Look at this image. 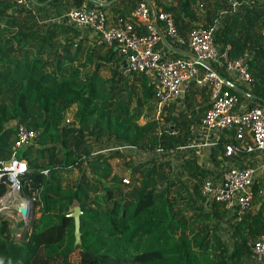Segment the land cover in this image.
<instances>
[{
  "label": "trees",
  "instance_id": "trees-1",
  "mask_svg": "<svg viewBox=\"0 0 264 264\" xmlns=\"http://www.w3.org/2000/svg\"><path fill=\"white\" fill-rule=\"evenodd\" d=\"M38 1L19 6L0 0V157L11 156L20 123L37 129V143L22 148L21 157L29 167L24 192L39 197L34 205L41 212L17 221L0 212V264H264L248 243L264 235V197L256 179L253 208L239 220L202 190L207 179L224 174L218 168L232 157L225 146L237 128L203 156L179 149L210 108L209 89L192 80L185 107L175 101L155 116L157 100L147 76L117 66L124 58L119 50L93 44L85 27L70 20L42 22L36 8L47 6L40 3L57 8L62 0ZM84 1L72 0V6ZM157 2L173 12L180 34L219 20L220 52L227 49L231 59L247 54L253 80L240 87L255 97L249 109L264 106V0ZM119 8L117 22L123 17L146 33ZM215 68L232 81L224 64ZM227 88L238 96L240 112L243 92ZM118 143L148 157L129 159L118 171L112 161L121 151L108 150ZM4 192L0 186V196ZM77 204L80 244L69 216ZM75 253L79 259L72 258Z\"/></svg>",
  "mask_w": 264,
  "mask_h": 264
},
{
  "label": "built area",
  "instance_id": "built-area-1",
  "mask_svg": "<svg viewBox=\"0 0 264 264\" xmlns=\"http://www.w3.org/2000/svg\"><path fill=\"white\" fill-rule=\"evenodd\" d=\"M14 1L19 6L29 3V0ZM104 1L107 0H96L94 6L88 2L74 6L67 13V18L94 32L93 44L117 46L129 69L149 78L155 90L158 117L183 94L190 81L195 80L199 86L209 89L210 108L200 124L191 125V135L179 149L197 151L203 156L211 147H217L223 134L235 126V140H230L225 146L227 156L264 151V106L255 105L237 112L235 109L239 98L229 91L226 77L215 68L217 64H224L226 71L236 81L248 84L253 80L247 54L231 59L227 49L220 52L215 41L218 24L207 27L200 24L193 28L188 37H184L178 30L173 12L163 9L157 0H142L133 14L146 29L145 34H140L134 23L123 17L116 24H109L105 10L100 7ZM165 36L186 47L192 56L163 59L156 46ZM71 120L69 116L68 121ZM246 135L250 136V142L246 141ZM37 141V129L20 123L11 156L8 159L0 157V186L5 187V192L0 196V212L18 220L24 216L19 203L29 210L39 197L24 192V178L29 167L26 160L17 154L21 148ZM113 145L108 150L140 151L134 145ZM44 172L48 175V170ZM255 177L254 168L233 162L221 177L209 178L204 182L203 194L224 202L226 207L237 213L236 220H239L253 208ZM125 182L129 183L128 177ZM14 210L18 215L12 213ZM248 243L256 259L264 262V235Z\"/></svg>",
  "mask_w": 264,
  "mask_h": 264
},
{
  "label": "crops",
  "instance_id": "crops-1",
  "mask_svg": "<svg viewBox=\"0 0 264 264\" xmlns=\"http://www.w3.org/2000/svg\"><path fill=\"white\" fill-rule=\"evenodd\" d=\"M89 1H92L93 3H96V0H85L84 3L89 2ZM119 1L120 0H117V1H115L113 3H110V4L106 5V6L103 5V3L108 2V1L102 2V5L104 7H106L105 12H106V14L108 16L109 24H116L117 23L116 17L120 14V13H118V10L120 9L119 7L124 9L126 11L127 15L134 16L133 14H134L135 8H133V5L136 2H137L136 6H138V4H139V1L132 0L131 2H128L127 4L121 5V4H119ZM150 1H155V0H150ZM160 1H162L163 3H168V4L169 3L171 4L173 2V0H160ZM36 2H39V1L37 0ZM60 2L62 3V5H59L57 8L56 7H52L51 5L45 4L43 2L40 3V6H43V5L47 6V7H42V8H36L37 12L39 13V16L41 17V21L42 22L47 23V22H50V21L52 22V21L57 20V19L69 22V20L67 18V13L73 7L72 6V0H69L68 2L62 0ZM66 8H68V10ZM128 11H131V14H129ZM200 15L202 17V13H200ZM43 16H45L46 18H43ZM134 17L137 18L136 16H134ZM216 24H219V20H218V23H216ZM191 30H184L182 32L183 34H181V35H185V36L188 35L189 36ZM88 32L90 33V35L92 37L95 38L94 32H92L90 29L86 28V33H88ZM176 44L177 43H175L173 40H171L169 38V44L167 42L159 43V44H157L156 48L161 53L163 59H169V58L181 57V56L182 57H186V58H190L192 56L191 52L186 47H183V46H181L179 44L176 45ZM117 66H119L120 68H123L126 72L129 71L128 62L125 60V58H123L121 63H119V65H117ZM228 74L232 78L231 82L237 84L239 87H240V85H247L246 83H242V82L236 81L234 79V77L230 73H228ZM186 89H187V87H186ZM244 91H246V90H244ZM185 93H186V91L183 92V94L181 95L180 99L178 98L176 100V102H178L179 100L183 99V101L180 103L182 105V107H185V102H184ZM243 94H244V96L241 98L242 100L240 102L239 107L237 108V110L240 111V112L248 110L250 104L253 102V99L255 98L254 95H252L251 93H249L247 91H246V93L243 92ZM209 102H210V100H208V103ZM180 104H178V105H180ZM75 110H76V108H75ZM75 110H74V112H75ZM198 124H200V122L197 123L196 125H198ZM246 141L247 142L251 141V138H250L249 135H246ZM263 161H264V151L255 150L254 152L244 153L240 157H233L232 156L229 159L224 158L222 160V164H221L222 167L220 166L218 168V171H222V172L226 171L233 164V162H236L239 165H244V166H249V167L254 168L255 171H256V177H255L256 183H258V187L260 189V193L264 197V163H263ZM214 168H216V166ZM259 204H261V203H259Z\"/></svg>",
  "mask_w": 264,
  "mask_h": 264
},
{
  "label": "rangeland",
  "instance_id": "rangeland-1",
  "mask_svg": "<svg viewBox=\"0 0 264 264\" xmlns=\"http://www.w3.org/2000/svg\"><path fill=\"white\" fill-rule=\"evenodd\" d=\"M43 18H46L45 16H43ZM176 20V19H175ZM177 24V23H176ZM178 27V26H177ZM85 31V30H84ZM184 37H188V35L187 36H185V35H183ZM177 45V44H176ZM181 98V96L179 97V99ZM183 101V99L182 100H179L177 103L178 104H180L181 102ZM184 103V102H183ZM180 107H182V105L180 104L179 105ZM74 110H75V108H73V109H71L70 111H69V114L70 115H72L73 114V112H74ZM155 116H157V113L155 114ZM145 120H144V118H142L141 119V122H144ZM116 144H114L113 146H115ZM21 150H22V148L18 151V154H17V156L18 157H21ZM148 157V155L147 154H145V153H143V152H140V151H135V150H122L121 151V155H119V157H116L113 161H112V163H113V166H114V168L116 169V170H118V171H121L123 168H124V163L125 162H127L129 159H132V160H134V161H140V160H143V159H145V158H147ZM126 174H128V173H126ZM128 176V175H127ZM12 213H16L17 214V211L16 210H14V212H12ZM18 215V214H17ZM20 215V214H19ZM41 215V212L39 211V206H36V205H32L31 206V208L29 209V214L26 216V215H24L22 218H27L26 220H28L29 218H37V217H39ZM15 221H17L18 219H14ZM14 226H15V224H14ZM17 231L18 232H20L21 231V229H17ZM19 235H22V232H20L19 233ZM72 258L74 259V260H76V259H79V254H77V253H75L73 256H72ZM103 263H105V264H109L110 263V261H103Z\"/></svg>",
  "mask_w": 264,
  "mask_h": 264
},
{
  "label": "water",
  "instance_id": "water-1",
  "mask_svg": "<svg viewBox=\"0 0 264 264\" xmlns=\"http://www.w3.org/2000/svg\"><path fill=\"white\" fill-rule=\"evenodd\" d=\"M117 0H110L108 2H105L103 3V5H108L110 3H113ZM117 46H115V50H117ZM228 84L230 86H232L233 88L237 89V90H240L241 92H244L246 93V91H244L241 87H239L237 84L231 82V81H227ZM261 204H259L257 207H259ZM19 208L21 210V212L24 214V215H28L29 214V210L25 207H21V204L19 203ZM81 213H82V209H81V206L79 204L77 205H74L73 208H72V211L69 213V216L73 217L75 219V236H76V244H80L81 243Z\"/></svg>",
  "mask_w": 264,
  "mask_h": 264
},
{
  "label": "bare ground",
  "instance_id": "bare-ground-1",
  "mask_svg": "<svg viewBox=\"0 0 264 264\" xmlns=\"http://www.w3.org/2000/svg\"><path fill=\"white\" fill-rule=\"evenodd\" d=\"M21 199H19V201H20Z\"/></svg>",
  "mask_w": 264,
  "mask_h": 264
}]
</instances>
